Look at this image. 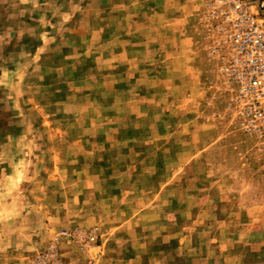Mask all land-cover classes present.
<instances>
[{
  "label": "rangeland",
  "instance_id": "374dc122",
  "mask_svg": "<svg viewBox=\"0 0 264 264\" xmlns=\"http://www.w3.org/2000/svg\"><path fill=\"white\" fill-rule=\"evenodd\" d=\"M166 2H91L0 59V264L242 263L264 139L237 119L211 0Z\"/></svg>",
  "mask_w": 264,
  "mask_h": 264
},
{
  "label": "built area",
  "instance_id": "2783aa9c",
  "mask_svg": "<svg viewBox=\"0 0 264 264\" xmlns=\"http://www.w3.org/2000/svg\"><path fill=\"white\" fill-rule=\"evenodd\" d=\"M221 69L244 130L264 139V0H211Z\"/></svg>",
  "mask_w": 264,
  "mask_h": 264
},
{
  "label": "crops",
  "instance_id": "0c3cea01",
  "mask_svg": "<svg viewBox=\"0 0 264 264\" xmlns=\"http://www.w3.org/2000/svg\"><path fill=\"white\" fill-rule=\"evenodd\" d=\"M0 0V47L6 51L0 54V59L18 60L27 57L33 52L42 49L44 34L37 33L36 27L43 28L58 25L61 18L74 12L76 8L91 7V2L106 3L107 0ZM116 9L130 10L134 3L162 5L157 10H165L166 0H117ZM77 2V3H76ZM145 3V4H146ZM144 4V3H142ZM136 8V6H135ZM147 8H149L147 6ZM151 8V7H150ZM152 8V10L154 9ZM47 36V35H46ZM12 44V46H11ZM34 45V51L32 50ZM1 52V49H0ZM6 53V54H5ZM254 226V228H253ZM249 234L243 241L248 247L237 254L241 264H264V224L253 225ZM41 243V242H40ZM249 259H247L248 257ZM245 259V260H244ZM3 264H32L27 258H13L4 260Z\"/></svg>",
  "mask_w": 264,
  "mask_h": 264
}]
</instances>
